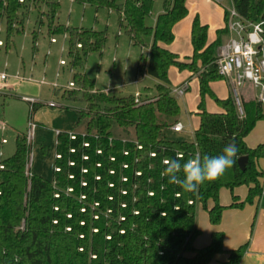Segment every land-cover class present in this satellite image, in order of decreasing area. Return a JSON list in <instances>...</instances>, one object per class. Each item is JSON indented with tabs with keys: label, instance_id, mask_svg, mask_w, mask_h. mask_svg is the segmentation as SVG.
I'll list each match as a JSON object with an SVG mask.
<instances>
[{
	"label": "trees",
	"instance_id": "obj_1",
	"mask_svg": "<svg viewBox=\"0 0 264 264\" xmlns=\"http://www.w3.org/2000/svg\"><path fill=\"white\" fill-rule=\"evenodd\" d=\"M73 1L118 14L132 45L142 50L138 72L158 80L157 94L149 100L140 95L138 104L135 94L96 89L84 72L85 62L89 54L103 52L107 33L59 23L61 0H0L8 42L15 33H24L27 10L46 7L40 22L46 19L51 38L65 36L69 64L76 69L74 86L65 90L62 99L83 104L76 110L75 126L56 135L51 180L31 170L27 173L32 148L27 134H18L14 154L0 159V264H208L221 253L227 254L222 264H240L248 243L225 250L223 232H212L204 247L194 245L199 203L208 210L210 222L218 225L225 209L245 204L234 194L231 204L222 205V188L248 187L246 202L262 194L264 169L259 161L264 160V143L250 147L245 140L264 120L262 104L244 100L241 118L231 95L219 98L210 88L212 81L222 79L216 51L226 27L208 43L207 25L196 16L193 53L181 58L165 45L174 40V26L188 14L187 0H163L154 25L147 19L155 0ZM232 1L246 19H264V0ZM36 37L35 31L34 46ZM172 66L190 70L200 81V124L192 141L171 137V127L181 115L168 77ZM206 94L220 111L205 109ZM233 142L238 159L248 157L244 170L237 159L220 178L203 183L195 192H184L161 176L165 159L182 156L186 161L197 153L217 156ZM40 151L45 154L47 148ZM209 202L213 204L207 208Z\"/></svg>",
	"mask_w": 264,
	"mask_h": 264
},
{
	"label": "rangeland",
	"instance_id": "obj_2",
	"mask_svg": "<svg viewBox=\"0 0 264 264\" xmlns=\"http://www.w3.org/2000/svg\"><path fill=\"white\" fill-rule=\"evenodd\" d=\"M213 1V2H211ZM213 3V4H212ZM188 15L178 22L174 32V40L169 44L177 49L178 55L184 57L186 54L192 55L193 45L191 40V30L194 18L197 16L202 24L207 25V40H216L219 28L226 27V12L234 6L232 0H187ZM163 7V0H155L151 16L147 19L150 25H154ZM45 6L31 8L27 10L24 21V33H15L10 42L7 41L6 23L0 18V40L4 43L0 46V73L4 72L5 80L0 79V140L5 138L7 144L2 147L3 155L0 159L14 154L16 150V138L18 134L28 133V122L34 118L31 112V104L24 97L33 98L42 104L49 102H59L58 105L69 104L80 108L81 103H70L62 99L68 82L73 80L74 71L71 68L68 57V45L63 35L55 36L56 42H51L48 35V23L44 19V24L40 22V15L46 11ZM58 21L64 25L73 27L94 29L107 33V43L100 54L91 53L87 56L84 72L95 82V88L111 92L115 95L140 94L147 100L153 99L157 94L155 89L158 80L147 75L138 73L137 67L141 55V49L132 45L128 35L121 28L119 16L106 8L96 10L90 5H82L73 0H61L58 12ZM189 24V39L186 41L185 26ZM36 31V44L34 46V33ZM227 33L221 35L222 43L228 39ZM221 43V44H222ZM9 45V46H8ZM191 48V49H190ZM188 50L189 53H186ZM191 50V51H190ZM144 52L148 53V49ZM218 52V49L216 53ZM60 60H65L67 65H61ZM188 69L180 70L174 66L170 67L168 77L171 91L182 82L188 81V90L181 96L173 93L181 107L182 122L187 125V129L182 133L172 134L171 137L194 139L195 130L198 129L200 119L197 114L198 106L202 102L200 92V81L198 76ZM58 87H55L57 86ZM97 86V87H96ZM151 89H149V88ZM147 90H151L144 94ZM210 88L219 98H226L230 93L227 81L222 78L212 81ZM241 95L245 101L254 100L256 90L250 80H246L242 87ZM141 99V97H140ZM50 114L62 111L64 107L49 108ZM204 107L209 112H218L221 107L216 103L211 95L204 97ZM264 113V104L262 105ZM46 115L50 117V114ZM34 120V119H33ZM2 122L5 126H2ZM37 124V123H36ZM50 127V125H47ZM264 129V121L257 127ZM43 141H38L33 137L32 152L35 159L32 163V170L37 171L43 177L51 180L54 173L55 162V142L54 134L50 131L45 134ZM37 142L38 145L35 146ZM40 142H45L47 152L42 154ZM40 154V155H39ZM246 186H240L231 191L229 188H222L219 193L221 203L232 202L233 195L243 197L245 204L239 210H244L248 206L256 207V202H246ZM254 201V200H253ZM212 202L207 203V208L212 206ZM255 206V207H254ZM227 208L225 210H229ZM224 210V211H225ZM223 217V215H222ZM254 215L248 227L247 235L250 237L255 225ZM221 223V222H220ZM196 226L199 231L195 239V246H200L204 237H211V231L217 227L210 222L208 210L202 204L196 207ZM218 226V225H217ZM220 227V226H219ZM218 227V230L220 229ZM247 236V237H248Z\"/></svg>",
	"mask_w": 264,
	"mask_h": 264
},
{
	"label": "built area",
	"instance_id": "obj_3",
	"mask_svg": "<svg viewBox=\"0 0 264 264\" xmlns=\"http://www.w3.org/2000/svg\"><path fill=\"white\" fill-rule=\"evenodd\" d=\"M220 1V0H218ZM226 29L229 35L228 39L218 47L216 53V65L220 76L224 78L230 88V93L235 103L239 117L245 116L244 99L241 95L242 87L246 80L253 82L256 90V101L264 104V19L259 22H252L243 17L236 9L235 5L226 12ZM51 42H56L55 38H51ZM4 45L0 40V46ZM78 47H81L78 44ZM61 65H65L66 61L61 60ZM0 79L5 80L4 72L0 73ZM74 83L69 82L68 87H73ZM55 87H58L55 86ZM188 90V83L185 82L174 88L171 92L179 96ZM31 104V112L34 111V105L39 103L33 98L24 97ZM136 103H141L140 94H135ZM50 107H61L55 102H49ZM6 124L2 122V126ZM37 124L33 119L28 122L27 140L32 146L34 131ZM174 132H181L183 125L177 122L171 127ZM7 143L5 138L0 140V147ZM3 153L0 149V156ZM33 163V152L29 155L27 163V173ZM2 169L3 166L0 165ZM262 194H264V180L262 186Z\"/></svg>",
	"mask_w": 264,
	"mask_h": 264
},
{
	"label": "crops",
	"instance_id": "obj_4",
	"mask_svg": "<svg viewBox=\"0 0 264 264\" xmlns=\"http://www.w3.org/2000/svg\"><path fill=\"white\" fill-rule=\"evenodd\" d=\"M211 2H213V1H211ZM186 5H187V1H186ZM187 8H188V6H187ZM162 11H163V7H162V10L160 11V13ZM177 25H178V23H177ZM177 25L174 26L173 32H175ZM187 27H189V24L185 26V29H188L186 32V35H187L186 41H188L189 35H190L189 34L190 29ZM219 29H222V28H219ZM213 41H214V39L208 40V43H211ZM165 46L169 50H171L172 52L178 54L177 49H174L172 45H165ZM186 51H187L186 53H189L188 50H186ZM141 53H142V50H141ZM186 56H190V55L186 54L184 57H186ZM184 57H181V58H184ZM137 70H138V67H137ZM191 76L193 77V73L191 74ZM69 82H72V81H69ZM185 82L188 83V87H189V82L187 80L182 82L181 84H183ZM147 88H149V87H147ZM147 88H146V92L144 94L151 92V90H147ZM149 89H151V88H149ZM229 91H230V88H229ZM229 95H231V93ZM55 103L58 104L59 102H55ZM43 105L48 106L49 108H55V107H50L48 105V103L42 104L39 102V103L34 105L35 107H34V111H33L32 115H34L33 119H34L35 123H37V127L34 131L35 141H36V138L38 139V141H43V139L46 137L45 134H48L50 131L54 134V137L59 132H68L77 123V120H78V114L76 111L78 109L77 107H73L69 104H62V105H60V106L64 107V109H62V111H57V112L50 114L49 112H52V111H49V110H51V109L44 108ZM46 112L50 114V117H48L46 115ZM0 118H2V117H0ZM262 121H264V120L258 121L256 126L254 127V129L246 137L245 140H246V143L248 144V146L256 147L258 144L264 143V129L260 128L256 131L257 127L261 124ZM179 122L182 123L183 130L181 132H173V134H176V133L180 134L187 129V125L182 122V114L180 115ZM47 125H50V127ZM54 139H56V138H54ZM179 139L190 140V141L193 140V138L189 139L187 137H183V138H179ZM54 142H55V140H54ZM34 143H35V146L38 145L37 142H34ZM44 143L45 142H40V144H39L40 147H45L44 145H46V144H44ZM4 145H2L0 147V149H2V147ZM32 145H33V142H32ZM55 156H56V153H55ZM34 159H35V155L33 154V161H34ZM259 164H260V167L262 169H264V160H260ZM30 170L32 172L38 173L37 171L32 170V166H31ZM245 188L247 190H246L244 197L248 193V187H245ZM237 196H239V199L241 201H244L243 197H241L240 195H237ZM254 202H256V207L254 206L255 208H253L252 206H249V207L247 206L246 209H244V210H239L238 208L225 210L222 214L223 217L221 218V223H219L218 226L214 225V227L216 226L217 229H213L211 231V234L214 231H220V232L224 233L223 247L225 250L236 249L239 246L248 243L246 252H245L243 258L241 259L240 264H264V194H261L259 197H256L254 199L253 203ZM221 204L222 205H229V204H231V202L230 203L225 202L224 204L223 203H221ZM254 215L256 216V221H255V225L253 228L252 235L249 237L247 235L248 227H249L251 219ZM218 227L220 228L219 230H218ZM210 242H211V237H204L202 239L201 245L195 246V247L201 248V247L208 245ZM194 245H195V241H194ZM226 259H227L226 253L217 254L214 256V258L208 264H222Z\"/></svg>",
	"mask_w": 264,
	"mask_h": 264
},
{
	"label": "clouds",
	"instance_id": "obj_5",
	"mask_svg": "<svg viewBox=\"0 0 264 264\" xmlns=\"http://www.w3.org/2000/svg\"><path fill=\"white\" fill-rule=\"evenodd\" d=\"M238 151L237 145L233 142L227 144L222 154L217 156L207 154L201 156L197 153L186 161L182 156L165 159L163 161L165 168L161 176L167 177L169 184L179 185L184 192H195L203 183L217 180L232 168L237 162Z\"/></svg>",
	"mask_w": 264,
	"mask_h": 264
},
{
	"label": "water",
	"instance_id": "obj_6",
	"mask_svg": "<svg viewBox=\"0 0 264 264\" xmlns=\"http://www.w3.org/2000/svg\"><path fill=\"white\" fill-rule=\"evenodd\" d=\"M247 161H248V157H247V156H242V157H240V158L238 159V164H239V166H240V168H241L242 170L245 169V166H246V164H247Z\"/></svg>",
	"mask_w": 264,
	"mask_h": 264
}]
</instances>
